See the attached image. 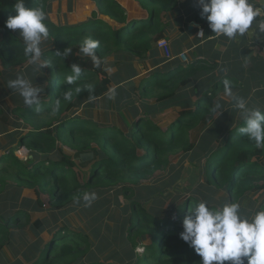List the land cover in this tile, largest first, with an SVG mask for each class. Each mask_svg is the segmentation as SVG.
<instances>
[{"label":"trees","instance_id":"obj_1","mask_svg":"<svg viewBox=\"0 0 264 264\" xmlns=\"http://www.w3.org/2000/svg\"><path fill=\"white\" fill-rule=\"evenodd\" d=\"M53 1L25 0L28 7L42 6L48 14L46 24L50 35L42 50V59H49L51 66L34 80L44 89L40 112L26 106L19 94L13 97L15 128L7 131V142L0 140V150L3 151L0 154V199L9 186L8 177H13L20 187L38 189L41 194H47L49 204L60 210L83 200L86 191L100 193L123 188L126 193H135L134 187L144 180H152L159 171L172 164L173 154L192 152L216 116L210 110L224 87V80L206 90L203 89L207 85H203L205 79L198 84L199 90L193 89V83L207 70L208 62L203 59L186 65L180 62L172 66L168 64L149 74L139 86L131 82L132 90H140L142 98L154 97L163 108L181 105L190 110L164 130L148 104L144 105L143 111L133 107L135 111L130 112L129 118L122 103H117L118 98L123 99L117 93L116 106L123 126L116 123L100 125L78 110L83 111L90 103L110 93L113 78L105 70L104 62L112 55L129 61L153 56L158 41L164 38L161 11L169 0H140L149 16L130 22H127L126 9L118 0H94L99 13L110 17L119 27L101 19L97 11L91 18L77 24H55L49 18ZM15 2L0 0V77L28 62L19 30L5 27L6 20L15 15ZM88 37L100 41L97 49V55L102 58L100 67H95L90 57L79 51L82 41ZM68 47L71 48L69 57L61 59L56 56L58 51L63 52ZM72 63L80 64L83 73L76 85H67L64 78L71 74ZM134 76L135 71L131 70L127 78ZM87 85L92 86L91 91ZM77 86L82 88L79 94L74 91ZM187 86L192 87L191 91H181ZM69 88L73 89L74 95L70 102H65L63 93ZM194 95L198 96L196 100H193ZM56 99H61L62 104L59 111L53 112ZM0 120L8 121L1 107ZM242 125L241 119L228 132L220 147L205 159L202 170H194L193 179L203 177L206 189L215 194L219 204L228 200L240 203L248 194L264 189V149H257L253 142L238 133ZM63 146L76 153L80 160L78 165L85 168L84 179H79L71 165H76V161ZM21 147H25L29 154L25 160L16 154ZM86 152H92L93 157L81 159V154ZM182 176L183 169L176 173L175 181L183 180ZM200 200L195 195L186 197L177 205L175 215H161L154 209L148 211L140 201L132 200L124 243L127 245V241L131 245L133 254L124 264H200L201 257L180 239L185 216ZM23 222H31L28 210L15 207L7 216L1 214L0 254L10 243L13 230L22 228ZM32 223L34 230L40 234L45 229L49 237L26 249L18 264H119L100 259L86 260L95 244L97 230L74 228L69 221L47 227L43 218ZM138 247L142 251H138Z\"/></svg>","mask_w":264,"mask_h":264},{"label":"rangeland","instance_id":"obj_2","mask_svg":"<svg viewBox=\"0 0 264 264\" xmlns=\"http://www.w3.org/2000/svg\"><path fill=\"white\" fill-rule=\"evenodd\" d=\"M63 18L61 16L60 20H64ZM89 18L91 17L89 16ZM65 20H68V17ZM170 50L172 54L170 58H174L175 55L171 46ZM163 52L166 56L164 50ZM179 55L177 57L180 58ZM166 58L170 59L167 56ZM122 59H119L117 55L107 58L106 67L112 69L109 75L113 78V82L110 85V93L106 97L90 103L83 111L78 110V113L91 117L99 122L100 125L116 123L123 126L118 111L119 108L116 106L117 93H119L123 99L118 98L117 103H122V109L129 118L130 112L135 111L134 108L143 111L145 109L144 105L148 104L151 112L157 115L155 117L156 121L165 130L174 118L179 117L185 111L182 112L173 106L163 108V105L158 103L154 97L142 98L140 90H132L133 84L131 82L137 83L140 79L127 77L131 70L135 69L137 60ZM16 69L18 70H12L8 75L0 77V107L8 117V121H4L6 123L4 124L5 130L8 131L15 128L13 122L16 116L12 113V108L14 106L13 97L18 93L7 87V81L14 79L18 74H26L34 82L37 75L44 71L43 69L39 72H34L33 66L28 62L23 66H18ZM201 82L202 80H198L195 84L193 83V89H197L198 84H201ZM118 88L123 90H118ZM240 119L241 117L238 113H232L230 110L222 112L209 122L205 133L192 152L188 154H173L171 156L172 164L167 169L159 171L152 180H144L141 185L134 187L135 193H126L123 188H115L100 193L96 192L98 198L90 207H85V202L79 200V203L76 201L64 209H56L49 204L50 200L47 194H41L38 189L22 188L13 177H8L9 186L0 199V216L1 214L7 216L17 207L28 210L31 213V222L28 224L23 222L24 226L22 228L13 230L10 243L5 246L0 254V264H18L19 261L23 260V254L26 249L39 244L42 238L48 239L47 230L44 229L40 234L34 230L32 222L37 218H43L47 227L49 225L54 227L56 223L63 224L69 221L74 228H82L91 232L97 230L94 240L95 244L92 246L89 257L86 260L100 259L118 262L119 264L126 263L132 258L133 254L131 245L127 241V245L124 243V239L126 240L127 237L126 220L131 214L130 204L132 200L140 201L148 211L152 209L160 211L161 215L174 214L177 205L182 204L184 199L191 195L199 196L201 200L212 199L210 200L211 204L219 205L217 199L214 198L215 194L209 193V190L206 189L204 178L193 179L194 170L198 172L202 170L205 159L220 147L222 140ZM0 140L5 142L7 137L4 139V136H1ZM63 149L76 161V165L72 163L71 165L78 174L79 179H84L85 168L78 165L80 160L76 153L67 146H63ZM16 154L24 160L29 156L25 147H21V149L16 151ZM182 169V177L184 179L176 182L175 175ZM262 195L264 193L250 194L245 197L240 202L242 210L251 213L264 207ZM137 250L142 251V248L138 247Z\"/></svg>","mask_w":264,"mask_h":264},{"label":"clouds","instance_id":"obj_3","mask_svg":"<svg viewBox=\"0 0 264 264\" xmlns=\"http://www.w3.org/2000/svg\"><path fill=\"white\" fill-rule=\"evenodd\" d=\"M195 4L200 9L201 18H206L209 28L217 36L234 39L249 32L254 24L259 33L264 34V0H195ZM13 7L15 15L6 20L5 27L19 30L24 55L34 72L50 67L51 61L42 59V50L50 35L46 24L48 14L42 6L28 7L25 0H16ZM198 35L204 36V31L201 29ZM99 47V40L88 37L82 41L79 51L90 57L95 67H100ZM70 55V47L56 53L61 59ZM105 70L112 71L110 67ZM70 73L64 82L76 85L83 69L80 64L72 63ZM223 84L225 96L231 99V106L238 110L243 121L238 133L253 142L257 149H264V105L249 106L244 97L233 92L231 81L225 79ZM7 87L18 93L26 106L35 108L36 112L42 110L41 93L44 89L26 74L9 79ZM86 87L91 91V85ZM74 91L79 94L82 88L77 86ZM73 95V89L69 88L63 93V101L70 102ZM61 104L62 100L56 99L52 111H59ZM221 109L222 105L217 102L210 111L213 115H220ZM97 198L96 192L86 191L82 195L85 207H90ZM180 239L201 257L200 264H264V207L249 213L234 200L217 206L209 200H200L185 216Z\"/></svg>","mask_w":264,"mask_h":264},{"label":"crops","instance_id":"obj_4","mask_svg":"<svg viewBox=\"0 0 264 264\" xmlns=\"http://www.w3.org/2000/svg\"><path fill=\"white\" fill-rule=\"evenodd\" d=\"M118 1L127 11L129 16L127 22L134 19H145L149 16V11L140 0ZM98 10L97 2L94 0H55L52 3L49 18L55 24H77L79 21L89 19L94 11L99 13ZM61 16L64 17L62 21ZM67 17L68 20H65ZM99 17L112 26H120L104 14L99 13ZM161 21L164 38L169 41L175 57L167 59L163 50L157 45L153 56L143 59L136 58L133 78L140 79L139 82H135L137 86L156 69H164L168 64L172 66L180 62L186 65L205 59L208 62L207 70L200 75L199 81L204 82L206 79L203 85H207L201 86L200 90L202 87L206 90L210 89L222 79H228L231 81L233 92L244 97L249 106L264 105V34L259 33L255 24L253 25L255 30L250 29L243 36L238 35L234 39L222 35L217 36L209 28L206 18H201L200 9L196 6L195 0H169L167 6L161 11ZM201 29L204 31L202 37L198 35ZM180 53L188 55V62L183 63L177 57ZM191 89V86H187L181 91H191ZM197 97L194 95L193 100ZM217 102L222 105L221 113L230 110L232 113L239 114L238 110L231 106V99L225 96L224 87L215 99V103ZM173 107H177L182 112L189 109L181 105ZM4 124L5 122L0 120V139L1 136H4V139L7 137L8 130H5ZM7 141L8 138L5 142ZM259 193H264V189L256 194ZM262 197L264 201V195ZM225 264H230V262H225Z\"/></svg>","mask_w":264,"mask_h":264},{"label":"built area","instance_id":"obj_5","mask_svg":"<svg viewBox=\"0 0 264 264\" xmlns=\"http://www.w3.org/2000/svg\"><path fill=\"white\" fill-rule=\"evenodd\" d=\"M157 45L159 48H161L165 51L167 57H169V58L171 57L172 54H171V50H170V45L165 38L160 39L158 41ZM179 56L184 62H188V57L185 53H181Z\"/></svg>","mask_w":264,"mask_h":264},{"label":"water","instance_id":"obj_6","mask_svg":"<svg viewBox=\"0 0 264 264\" xmlns=\"http://www.w3.org/2000/svg\"><path fill=\"white\" fill-rule=\"evenodd\" d=\"M27 151V149H26ZM93 157V153L92 152H86V153H82L81 154V159L83 160H87Z\"/></svg>","mask_w":264,"mask_h":264}]
</instances>
